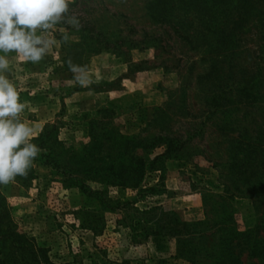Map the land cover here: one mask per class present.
Segmentation results:
<instances>
[{
  "label": "rangeland",
  "instance_id": "rangeland-1",
  "mask_svg": "<svg viewBox=\"0 0 264 264\" xmlns=\"http://www.w3.org/2000/svg\"><path fill=\"white\" fill-rule=\"evenodd\" d=\"M69 14L79 30L45 33L38 64L8 54L21 120L55 130L33 172L0 185V260L264 264V0H74ZM69 58L92 84L69 86Z\"/></svg>",
  "mask_w": 264,
  "mask_h": 264
},
{
  "label": "clouds",
  "instance_id": "clouds-1",
  "mask_svg": "<svg viewBox=\"0 0 264 264\" xmlns=\"http://www.w3.org/2000/svg\"><path fill=\"white\" fill-rule=\"evenodd\" d=\"M74 0H0V185H8L17 176L27 177L42 149L33 143L34 129L21 120L28 107L20 100L9 72V53H15L23 63L38 64L52 50L56 40L48 33L58 24H67L77 31L80 21L70 15ZM38 32L40 34H38ZM67 32L61 35L70 43ZM68 69L73 74L69 86L88 87L93 83L85 65L74 64L69 58Z\"/></svg>",
  "mask_w": 264,
  "mask_h": 264
},
{
  "label": "trees",
  "instance_id": "trees-1",
  "mask_svg": "<svg viewBox=\"0 0 264 264\" xmlns=\"http://www.w3.org/2000/svg\"><path fill=\"white\" fill-rule=\"evenodd\" d=\"M53 130H55V125H51L50 128L45 129L43 135L40 136L39 138H35V139H33L32 142H33V143L37 142V145H38V146H40V147H41L42 149H44V150H47V149H48V148H47V143L52 139V137H51V132H53ZM53 141H57L56 137L53 139ZM48 151H49V149H48ZM49 155H50V154H49ZM49 162H50V163L52 162V161L50 160V158H49ZM53 166L56 167V165L54 164V162H53ZM32 172H33V170L31 169V170L29 171L28 175H30ZM125 204H126V203H124V204H122V205L124 206ZM17 237H21V235H19V236L17 235ZM21 238H22V237H21ZM15 248H16V252H17V250L20 249V246L16 245ZM35 256L38 257L37 255H35ZM34 258H35V257H34ZM34 260L37 262V264H54V263H52L50 260H48L47 257H43L41 262L39 261L38 258H37V259H34ZM0 264H7V263H5V261H3V260H0Z\"/></svg>",
  "mask_w": 264,
  "mask_h": 264
}]
</instances>
